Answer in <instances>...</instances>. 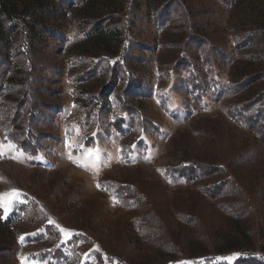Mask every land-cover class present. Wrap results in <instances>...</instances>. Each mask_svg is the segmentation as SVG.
<instances>
[{"label":"rangeland","instance_id":"374dc122","mask_svg":"<svg viewBox=\"0 0 264 264\" xmlns=\"http://www.w3.org/2000/svg\"><path fill=\"white\" fill-rule=\"evenodd\" d=\"M38 16L0 53V264H264V0Z\"/></svg>","mask_w":264,"mask_h":264},{"label":"trees","instance_id":"16d2710c","mask_svg":"<svg viewBox=\"0 0 264 264\" xmlns=\"http://www.w3.org/2000/svg\"><path fill=\"white\" fill-rule=\"evenodd\" d=\"M58 0H0V41L4 42L5 48L0 49V53L6 56L10 49V46L14 43L12 39L7 40L9 31L15 30L19 25V21H23L24 25L28 27V33L30 34L31 49L39 42L38 27L44 28L45 24L38 15L43 17V13L52 10ZM41 12V13H40ZM40 13V14H39ZM32 23V24H31ZM11 41V42H10ZM20 50H17V53ZM14 56V54H12ZM24 62V61H23ZM18 65V62H16ZM25 65V63H24ZM0 222V229L5 228ZM4 232V231H3Z\"/></svg>","mask_w":264,"mask_h":264},{"label":"snow or ice","instance_id":"6c2138e0","mask_svg":"<svg viewBox=\"0 0 264 264\" xmlns=\"http://www.w3.org/2000/svg\"><path fill=\"white\" fill-rule=\"evenodd\" d=\"M61 231H64L63 229H61Z\"/></svg>","mask_w":264,"mask_h":264}]
</instances>
